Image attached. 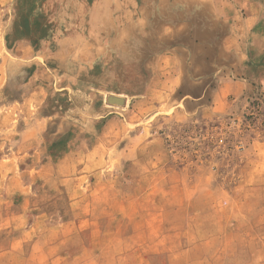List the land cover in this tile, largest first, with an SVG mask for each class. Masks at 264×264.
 Instances as JSON below:
<instances>
[{
	"label": "rangeland",
	"instance_id": "374dc122",
	"mask_svg": "<svg viewBox=\"0 0 264 264\" xmlns=\"http://www.w3.org/2000/svg\"><path fill=\"white\" fill-rule=\"evenodd\" d=\"M103 3L0 0V156L8 151L26 168L32 157L17 152L37 145L18 142L23 121L17 116L5 132V107L45 122L38 145L47 157L65 150L79 156L88 152L79 158L80 166L94 169L95 190L103 183L124 189L126 222H132L125 228L139 234L136 244L123 246L127 253L119 260L111 256L110 264H146L141 256L153 249L159 251L157 264H246L248 259L262 264L264 223L235 219L245 207L231 211L236 203L231 187L246 181L249 144L264 137V100L258 94L231 99L232 111L223 114H210L208 107L203 114L176 111L178 96L164 87L171 67L160 73L162 87L157 80L150 87L151 71L136 72L138 78L131 80L123 56L102 47L106 38L110 44L127 38L118 40L113 19L120 14L103 16ZM121 19L131 26L130 16ZM55 39L77 42L68 46L74 52L59 67L52 58ZM86 41L101 46H85ZM18 43L25 45L24 52ZM215 84H207V102ZM243 193L238 192L239 201ZM108 198L114 225L120 210L117 197ZM134 201L140 204L137 214L141 210L135 227L133 213L128 214Z\"/></svg>",
	"mask_w": 264,
	"mask_h": 264
},
{
	"label": "crops",
	"instance_id": "0c3cea01",
	"mask_svg": "<svg viewBox=\"0 0 264 264\" xmlns=\"http://www.w3.org/2000/svg\"><path fill=\"white\" fill-rule=\"evenodd\" d=\"M102 8L103 16L120 14L113 19V28L119 32V41L127 37L114 44L106 38L102 47L113 48L123 56V62H127L123 70L131 80L138 78V72L151 71L150 87L154 80L162 87L160 73L171 67L164 75V87L178 96L176 111L182 108L187 113L203 114L208 107L210 114H223L232 111L234 102L244 97L258 94L264 100V0H104ZM122 16H130L131 26L122 22ZM105 24L104 31L107 21ZM53 43L57 49L52 58L59 67L74 52L68 46L77 42L55 39ZM93 43L86 41L84 45L101 46ZM15 46L25 51L24 44ZM211 80L216 84L207 102ZM148 90L145 96L150 94ZM8 108L3 115L5 132L21 119L18 142L37 145L17 152L32 157L26 168L21 166L22 161L14 162L8 151L0 156V264H110L111 256L119 260L127 253L123 246L136 244L133 239L139 237L136 230L125 228L132 222H126L124 189L103 183L101 190H95L94 169L81 167L83 161H79L88 152L79 156L65 150L47 157L38 145L45 122L14 114L13 108ZM31 124L37 129L29 131ZM249 151L243 170L246 181L231 187L236 201L231 211L238 212L244 206L245 212L236 213L235 219L264 223V137L252 140ZM97 175L101 180L102 174ZM239 191L244 192V202L238 200ZM109 194L117 197L121 212L116 214L122 215H116L118 223L114 225L111 223L116 219L111 216L115 210L110 211L107 203ZM139 205L134 201V209L128 210V214L133 213L134 227L136 219L141 218V210L136 212ZM242 214L245 219L239 218ZM145 253L141 257L146 264H157V249ZM246 264H253L252 260Z\"/></svg>",
	"mask_w": 264,
	"mask_h": 264
},
{
	"label": "built area",
	"instance_id": "2783aa9c",
	"mask_svg": "<svg viewBox=\"0 0 264 264\" xmlns=\"http://www.w3.org/2000/svg\"><path fill=\"white\" fill-rule=\"evenodd\" d=\"M222 141H223L222 139L219 140V142H222Z\"/></svg>",
	"mask_w": 264,
	"mask_h": 264
}]
</instances>
